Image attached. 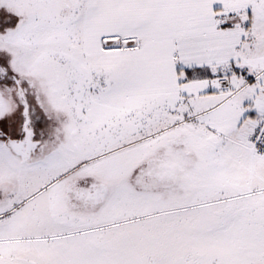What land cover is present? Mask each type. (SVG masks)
<instances>
[{"label":"snow or ice","instance_id":"1","mask_svg":"<svg viewBox=\"0 0 264 264\" xmlns=\"http://www.w3.org/2000/svg\"><path fill=\"white\" fill-rule=\"evenodd\" d=\"M0 264H264V0H0Z\"/></svg>","mask_w":264,"mask_h":264}]
</instances>
